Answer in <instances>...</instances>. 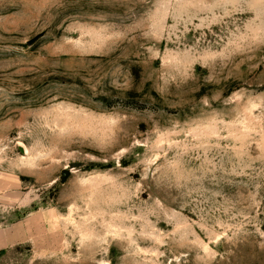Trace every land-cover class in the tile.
I'll return each instance as SVG.
<instances>
[{
    "label": "rangeland",
    "instance_id": "1",
    "mask_svg": "<svg viewBox=\"0 0 264 264\" xmlns=\"http://www.w3.org/2000/svg\"><path fill=\"white\" fill-rule=\"evenodd\" d=\"M0 264H264V0H0Z\"/></svg>",
    "mask_w": 264,
    "mask_h": 264
}]
</instances>
